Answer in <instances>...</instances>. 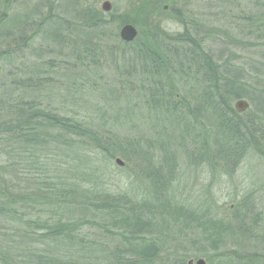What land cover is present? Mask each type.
I'll list each match as a JSON object with an SVG mask.
<instances>
[{"label": "trees", "instance_id": "obj_1", "mask_svg": "<svg viewBox=\"0 0 264 264\" xmlns=\"http://www.w3.org/2000/svg\"><path fill=\"white\" fill-rule=\"evenodd\" d=\"M245 1L248 13L243 22L255 37L264 38V3ZM10 2L16 5L17 0H0V63L9 62L19 53L26 31L38 22V29L49 24L44 41L48 40L52 46L59 47L68 37L75 40L73 45L69 42L72 50L65 61L60 60L65 66L57 65L54 70L80 75L66 88L58 89L54 82L57 97L65 96L60 100L61 108L47 100L44 103L39 97L25 101H19L18 97L9 100L12 103L0 119V264H187V258L199 257L213 263L212 259L217 257L215 254L209 257L207 247L211 253L217 251L229 230L207 216L209 210H201L200 216L197 210L180 203L179 207L161 203L163 208H159L149 205L150 201L139 202L142 196L135 201L137 197L127 191L114 193L107 189L110 174L106 168L112 165V160L116 156L128 158L132 149L138 156L141 154L138 150L142 149L139 143L118 139L107 130L104 120L92 122L87 114L89 110L93 115L99 112L94 105L87 107L90 96L109 92L107 83L100 78L101 51L105 49L102 29L114 24L110 20L116 17L115 10L107 14L82 10L69 20L57 17L53 20L50 16L33 20L29 16H8L5 9ZM69 5L80 8L75 1L66 2L68 11ZM138 19L126 15L117 23L139 25ZM152 35L147 30L131 43L121 41L116 31L107 36L119 45L134 46L133 53L142 55L155 68L157 76L165 68L171 70L167 86L160 83L143 86L138 89H143V93L120 86V90L128 93L123 96L127 105L133 106L140 98V107L155 109L158 117L166 118L171 129L176 128L179 145L183 146L179 149L184 153L189 149L191 154L198 153L197 161L205 158L231 168L253 136L264 137V73L256 68L252 83L247 84L241 70L223 63L216 65L199 48L195 52L167 53L166 46L154 44L157 38ZM261 58L260 66L264 69V55ZM67 59L72 62L68 66ZM48 83L42 85V79L30 77L17 84L34 93L45 90L51 84L49 80ZM14 90L5 96L12 98ZM129 97L134 100L128 101ZM242 99L251 103V112L235 111L232 102ZM67 102L73 108L68 112L71 115H66ZM166 135L163 131L164 140ZM79 144L93 146L94 154L86 156ZM49 152L62 157L54 162L53 172L47 161ZM155 169L156 166L152 171ZM153 173L155 184H160V172ZM5 174L10 177L8 181ZM20 177L25 178L24 185ZM33 178L35 186L26 189ZM236 217L240 218L239 213ZM239 223L234 231L246 234L243 220ZM87 225H91V235L82 233ZM173 229L177 231L175 234Z\"/></svg>", "mask_w": 264, "mask_h": 264}, {"label": "rangeland", "instance_id": "obj_2", "mask_svg": "<svg viewBox=\"0 0 264 264\" xmlns=\"http://www.w3.org/2000/svg\"><path fill=\"white\" fill-rule=\"evenodd\" d=\"M72 1H75L80 8L78 6L72 8L69 5L68 11L65 3L70 4ZM103 1H109L116 13V17L110 20L114 24L102 29L105 32L102 37V46L105 49L101 51L100 78L107 83L109 92L105 95L93 93L87 100V107L90 109L94 105V109L99 112L93 115L89 110L87 114L93 119L92 122L104 120L108 128L105 129L115 133L118 139L123 141L129 139L130 142L142 146V149L138 150L141 153L138 156L134 154L136 151L133 149L129 151L128 158L127 155L116 156L123 162V166L114 163L116 158L112 160V165L106 168L107 173L110 174L107 189L114 193L127 191L128 194L137 197L135 201L140 200L139 196H142L139 202L148 204L150 201L149 205H156L159 208H163L161 203L177 207L180 203L197 210L200 216L201 210H209L206 215L223 224L221 228L229 230L227 236L223 238L224 242L214 253H211L210 248L207 247L209 257L211 254L217 257L212 259L213 263L202 257L187 258V261L195 262L202 259L205 264H227L229 261L232 264H264V137L250 138L249 147L231 168L222 164L215 165L205 158L204 161L202 159L197 161L198 153L191 154L189 149L184 153V150L179 149V146H183L179 145L178 131L176 128L171 129L166 118L158 117V111L153 108L140 107L138 105L140 98L133 106L129 103L127 105L124 97H127L128 93L120 90V86L126 89L129 86L136 92L143 86L148 88L158 83L167 86L166 78L171 70L165 68L160 72L161 76H157L155 68L150 67L146 59L144 57L142 59V55L133 53L134 46H122L118 41L114 42L107 38L115 31L119 37L122 23L117 22L120 17L127 15L135 20L139 17V25H134L139 34L138 39L142 33L145 34L150 30L152 36L157 38L154 44L160 48L166 46L167 53L177 50L184 53L195 52L197 47L202 55H207L216 65L221 66L223 63L232 69L241 70L244 73L245 83H252L256 71L264 73V69L260 66L263 62L261 57L264 55V38L255 37L249 32L250 27L243 22L244 15L248 13L247 2L245 0H17L16 5L10 2L5 11L8 16L13 14L21 17L29 16L33 20H37L38 17L46 19L49 16L52 19L57 17L58 20H69L82 10H100ZM157 2L159 5L156 8L161 10V15L157 18L161 21L156 23L150 21L153 17L149 16V12L155 8V4L152 3ZM260 2L264 3V0ZM141 6L143 8H140ZM37 23L26 31V39L19 53L11 57L9 62L0 63V119L4 117L9 103H12L9 100L18 97L19 101L39 97L42 102L47 103V100L57 109L61 108L63 105L60 100H64L65 96L62 99L57 97L53 90L54 82H57L58 89L66 88L69 83L77 81L76 76L80 75V72L67 75L65 72L54 70L57 65L61 68L65 66L60 60L70 54L69 50H72L75 40L68 37L59 47L52 46L48 40L44 41V33L49 31V24H45L44 29H38ZM69 42H72V45ZM77 46L80 49L81 44ZM59 52L61 53L58 54ZM67 61V66L68 63H72L68 59ZM96 61L99 65V59ZM167 61L169 64L172 63L171 60ZM50 64L51 68H49ZM30 77L42 79V85L49 84L48 80L51 84L45 87V90L31 93L17 84ZM13 89L15 90L11 94L12 98L6 97V93ZM139 92L143 93L144 90ZM127 99L131 101L133 98ZM234 103L235 101L232 102L233 106ZM251 107L249 103L246 111H250ZM72 109V105L67 102L66 115H71L68 112ZM163 131L167 133L165 140L163 138L165 136L162 137ZM78 146L84 147L82 152L86 153V156L95 152L93 146L85 147L80 144ZM59 157L51 152L48 153L47 161L50 163L51 172L56 168L54 162ZM136 158L146 163L140 164ZM155 166L157 169L152 171ZM153 172H160L162 182L158 185L154 182L156 177ZM4 179L8 181L10 177L5 174ZM20 179H22L21 184L24 185L25 178L20 177ZM35 184L33 178L25 188L30 190ZM238 213L240 218L236 217ZM241 220L244 222L242 229L245 228L246 234L234 231ZM90 227L91 225L84 227L82 233L91 235ZM174 230H172L173 234L177 232ZM177 259L179 260V256Z\"/></svg>", "mask_w": 264, "mask_h": 264}, {"label": "water", "instance_id": "obj_3", "mask_svg": "<svg viewBox=\"0 0 264 264\" xmlns=\"http://www.w3.org/2000/svg\"><path fill=\"white\" fill-rule=\"evenodd\" d=\"M100 10L103 13H109L112 10V5L109 1H103L100 5ZM138 35L137 29L132 24H125L119 30V38L125 43L133 42ZM249 108V103L246 100H237L234 103V109L238 114L244 113ZM114 163L118 166H123V162L118 158L114 160ZM187 264H205L204 260L198 259L195 262L189 260Z\"/></svg>", "mask_w": 264, "mask_h": 264}, {"label": "flooded vegetation", "instance_id": "obj_4", "mask_svg": "<svg viewBox=\"0 0 264 264\" xmlns=\"http://www.w3.org/2000/svg\"><path fill=\"white\" fill-rule=\"evenodd\" d=\"M159 2V1H158ZM152 3V4H155V8L153 9L152 8V10L149 12V16H152L153 18L152 19H150V21H152V22H158V21H161V19H158L157 17H160V15H161V10H159V9H157L156 7L159 5V3ZM167 7H165V9H166ZM164 9V10H165ZM166 11V10H165ZM156 22V23H157ZM154 24V23H153Z\"/></svg>", "mask_w": 264, "mask_h": 264}]
</instances>
